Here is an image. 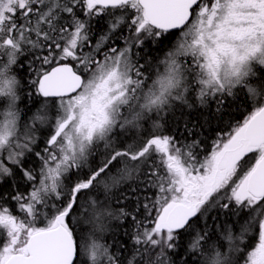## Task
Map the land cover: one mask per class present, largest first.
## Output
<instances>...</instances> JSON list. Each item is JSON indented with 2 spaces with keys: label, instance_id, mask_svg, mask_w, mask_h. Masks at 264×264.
<instances>
[{
  "label": "snow or ice",
  "instance_id": "6c2138e0",
  "mask_svg": "<svg viewBox=\"0 0 264 264\" xmlns=\"http://www.w3.org/2000/svg\"><path fill=\"white\" fill-rule=\"evenodd\" d=\"M0 264H264V0H0Z\"/></svg>",
  "mask_w": 264,
  "mask_h": 264
},
{
  "label": "trees",
  "instance_id": "16d2710c",
  "mask_svg": "<svg viewBox=\"0 0 264 264\" xmlns=\"http://www.w3.org/2000/svg\"><path fill=\"white\" fill-rule=\"evenodd\" d=\"M20 75L22 76L23 73H20ZM233 111L235 112V109ZM244 112H245V110L241 109L239 113H235L234 119L235 120L242 119V115L244 114ZM224 127H225V125L221 124V125H219V127L216 130L224 129ZM214 135H215V132L212 133V136H214ZM13 210L15 211V209H13Z\"/></svg>",
  "mask_w": 264,
  "mask_h": 264
}]
</instances>
